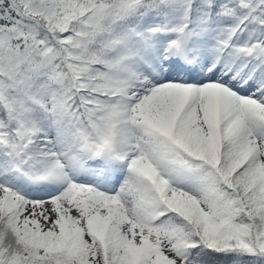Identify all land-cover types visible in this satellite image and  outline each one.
<instances>
[{
  "label": "snow or ice",
  "instance_id": "1",
  "mask_svg": "<svg viewBox=\"0 0 264 264\" xmlns=\"http://www.w3.org/2000/svg\"><path fill=\"white\" fill-rule=\"evenodd\" d=\"M0 264H264V0H0Z\"/></svg>",
  "mask_w": 264,
  "mask_h": 264
}]
</instances>
